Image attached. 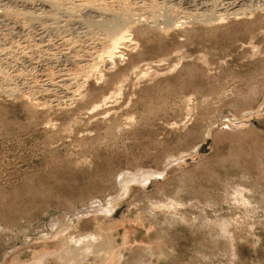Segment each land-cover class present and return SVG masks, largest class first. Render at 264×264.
I'll use <instances>...</instances> for the list:
<instances>
[{
	"label": "rangeland",
	"instance_id": "1",
	"mask_svg": "<svg viewBox=\"0 0 264 264\" xmlns=\"http://www.w3.org/2000/svg\"><path fill=\"white\" fill-rule=\"evenodd\" d=\"M100 1L109 21L133 24V45L118 44L109 68L98 62L79 100L49 107L37 93L24 99L23 85L38 88L41 67H72L50 46L36 50L33 31L63 26L80 57L103 37L89 26L96 17L68 0L28 8L35 20L0 9V264H33L106 233L108 254L90 249L64 264H264L262 0L221 22L187 17L165 0L153 1L154 14ZM8 2L0 6L24 10ZM51 38L57 47L61 37ZM94 200L102 207L88 205ZM83 208L85 216L66 219ZM90 220L100 228L83 233Z\"/></svg>",
	"mask_w": 264,
	"mask_h": 264
},
{
	"label": "bare ground",
	"instance_id": "2",
	"mask_svg": "<svg viewBox=\"0 0 264 264\" xmlns=\"http://www.w3.org/2000/svg\"><path fill=\"white\" fill-rule=\"evenodd\" d=\"M3 1L4 2L5 1H7V2L11 1V2H13L14 5H17V3H18V5L21 6V9L23 8L24 10L23 11L22 10L21 11L15 10L16 7L13 8L12 7L13 5L10 6L13 9H8L7 10L8 7L6 9H4L3 7H5V6L2 7V5L5 4V3L6 4H8V3L10 4V2H8V3L5 2V3L2 4L1 2H3ZM58 1H54V0H0V3L2 4L0 6V9L2 8V10H4L3 14L2 13H0V14L4 15V13L5 14L7 13L6 16H8V17H10V15H13V16L17 15V17L21 16L20 19H24L22 17L25 16V17H28V19L35 20L37 18L36 17L37 15L33 14V12L32 13L28 12L27 11L28 8L31 9L32 6L37 5V4H40L41 6L42 5L43 6L47 5V7L49 6V4L54 6L56 4V2H58ZM68 1H70V4L72 5V7L74 6L75 10H78V11L82 12L81 10L86 8V10H90V12L94 13V15L96 17V20L91 21L90 22L91 25H89V24L88 25L90 26V28L92 27L97 32L98 31L101 32L103 37H101V38L99 37L98 38V36H97V39L99 41L97 40L98 43H96L95 45L84 46L83 54L81 56L79 54L80 57H77L76 56L77 52H76L75 48H78L79 45L76 46V44H75L76 40H73V37H71L72 36L71 34L67 35L68 31L66 32V34H64L65 30H64L63 26H60V27L57 28V29H60L58 33L54 31L55 34L59 36V39H60V37H61V39L59 40V42H57V45H56L57 47H52V48H51V45H50L51 44L50 37L53 38V35L55 36V34H53V30H51L49 27L47 28V27H44V26L42 27L41 26V28H39L38 30L36 29V30L33 31V36L34 37L32 39V42H31L32 44L31 45L34 48H36V50L37 49L38 50L39 49L45 50V49H49V48H50V50L51 49H53V50L55 49L62 56V58H63L62 61L67 63L70 66V68L72 67V69H71L72 71H69V68H66V67H64L62 65V68L61 67L57 68V70L55 72H51V73L49 71H46L45 70L46 68L44 69V68L41 67L40 71H38V72L41 73V75L43 77L42 83L41 84L39 83L40 86H38V88H36L37 87V85H36L35 86L36 89L34 90V88L32 87L33 88V90H32V88L28 89V87H27V86H29V83H28L27 86L23 85L22 95H24V97H23L24 99H26V97L28 99L29 97H32L34 95V93L35 94L37 93L36 95H37V97L39 99L35 98L34 100H38L39 103L42 100L43 102L40 103V104H43L44 106H48V107L50 105H53V104L55 106H59L60 104L66 105L65 104L66 101L69 102L70 100L78 99L81 96V92L80 91L83 88V87L81 88V86L84 85L85 78L86 79L90 78L88 76L89 75L91 76V74H93L96 71L97 67L99 66V65L97 66L98 62L103 63L104 66H107L109 68L111 66L110 64H112V58L113 57L114 58L115 57H120L121 58V56H118V54H117V52H118L117 48H116L117 45L119 44L120 46L122 45L124 47H127V46L129 47V44L131 43L130 42L131 38L128 36L129 35L128 32H129V30L133 29V27H132L133 24L126 26L125 22L122 19H118V18H114L113 20L109 18L110 20H112V21H109L106 18L107 16L104 17L105 14L109 15L111 13V11H112L109 8L108 4L105 5L106 3L103 4L102 1H100V0H68ZM72 1H74V2H72ZM140 1L141 0H126V3H125L124 7L126 8L127 6H131V7L132 6L133 7L137 6V7H140L139 10H141L142 8H147V10H148V8H150L153 11L152 13L153 14L155 13L154 10L156 8V5L153 3V1H155V0H147L148 3L147 2L143 3V0H142V2H140ZM103 2H107V0H104ZM117 2H119V1H117ZM137 2H139L140 4L136 5ZM165 3H167L170 8L171 7H173L174 9L176 7L181 8L182 11H183L182 14L183 15H187V17L207 18L208 17L207 15H211L212 14V16L215 19H217L218 22H221L223 19H225L224 17L222 19L221 16H226V18H227V16L230 15V14H232V15L245 14L246 11L250 10L251 8H254V0H165ZM38 6H36V7L38 8ZM261 6L264 7V0H262V5ZM49 7H51V6H49ZM17 8H20V7L17 6ZM119 8H122V7L120 6ZM45 9H46V7H45ZM45 9H42V10L46 11ZM2 10H0V12ZM32 11H33V9H32ZM36 11H38V10H36ZM32 14L35 15V16H33ZM232 15H230V16H232ZM44 16H47V15L44 14ZM14 17H15V19L17 18L16 16H14ZM183 17H185V16H183ZM3 18H5V16ZM71 20H73V19H71ZM69 25H70V23H69ZM93 29H90V30H93ZM47 33H50V34H53V35H51L48 38V35H50V34L47 35ZM28 40H29V37H28ZM49 41H50V44H49ZM5 45H2L4 47H1L3 52H5L7 54L8 53L7 51H9V53H10V49H8V48H10V46H8L9 44L6 45V46ZM64 47L68 48L67 50L69 51V53H68V51H67V53H63L62 50L64 49ZM30 49H31V47H30ZM21 52H22V53H20L21 57L25 56V55L28 56V54H27V53H29L28 51H25V52L21 51ZM49 53L50 54H49V58L48 59H49V61L53 62L52 57L54 56V54H57V52L53 54L50 51ZM102 53L106 54V55L104 56ZM22 59H23V57H22ZM45 64H47V63H45ZM45 64H44V66H45ZM46 66L48 67V65H46ZM37 68H38V66H37ZM13 75L17 76L18 74L14 73ZM13 77L15 78V76H13ZM19 78H20V76H19ZM39 79H40V77H39ZM37 82H38V80H37ZM21 86H22V84H21ZM9 90H11L10 87H9ZM53 90L55 92H58V93L57 94L55 92L53 93ZM97 107H98V105H97ZM123 176H126V175H123ZM123 176L119 177V181L124 180V179H129V180H131L133 182L139 181V178H137V177L125 178ZM88 205L89 206H96V207L100 206V207H102V203H99V201H97V200L92 201ZM69 210H74V209L73 208H69ZM73 212H74V214L71 215V216L67 215L66 219H68L70 217L72 219L81 218V216H85L89 212V208L88 209L87 208H83L81 210H75ZM82 224H83V226L84 225L99 226L100 223H96V222L90 220L89 222L85 221ZM50 227L53 230L58 228L57 219L56 220L53 219L50 222ZM99 228H100V226H99ZM82 230H83V233H87L86 231H88L89 229L87 230V227L84 226V228ZM99 230H101V229H99ZM92 234H94V233H92ZM108 234L109 233L104 234V237L98 243H95V241H94V240H96L95 235H90L89 234L88 236L83 237L84 238L83 241H85L84 243H82L83 245L78 244L75 247L65 246V247L60 248L55 253L54 252H51V253L45 252V253L40 254L39 256H37L38 258L36 259L35 263L38 262L39 260H41L43 262V264H44L46 262L45 260L48 259V258L54 260L55 262H58L59 264L75 262L76 260L79 261V260L82 259V257L85 254H88L90 249L93 250V252H95V251H103L104 253L106 252V254H108V252L111 251V249H110L111 246L112 245L114 246V244H111L113 241L109 237ZM76 243H78V242H76ZM35 263H33V264H35Z\"/></svg>",
	"mask_w": 264,
	"mask_h": 264
}]
</instances>
